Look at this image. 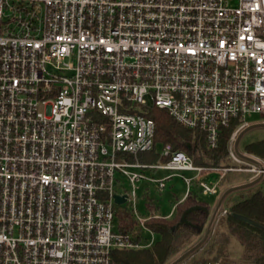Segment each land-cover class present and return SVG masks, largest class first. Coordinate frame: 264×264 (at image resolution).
Returning a JSON list of instances; mask_svg holds the SVG:
<instances>
[{"label": "built area", "instance_id": "1", "mask_svg": "<svg viewBox=\"0 0 264 264\" xmlns=\"http://www.w3.org/2000/svg\"><path fill=\"white\" fill-rule=\"evenodd\" d=\"M151 107L211 147L237 118L228 155L248 160L234 141L249 113L264 118V0H0V264H116L113 250L151 245L146 221L161 215H139L120 177L162 190L172 174L147 170L190 171L186 193H218L228 167L169 144L165 160L139 159L154 148ZM116 194L133 231L117 228Z\"/></svg>", "mask_w": 264, "mask_h": 264}, {"label": "trees", "instance_id": "2", "mask_svg": "<svg viewBox=\"0 0 264 264\" xmlns=\"http://www.w3.org/2000/svg\"><path fill=\"white\" fill-rule=\"evenodd\" d=\"M145 114L155 123L154 148L148 154H139L140 160L147 162L165 160V157L159 155L157 148L169 144L173 150L185 151L197 165L224 167L229 164V140L238 124L237 118L230 119L226 125L220 127L217 144L211 147L203 131L184 127L174 120L166 109L151 107ZM244 150L264 160V136L245 143ZM223 180L237 185L236 181L230 178ZM244 180L247 182L248 178ZM194 187L198 191L196 182ZM195 189L191 187L184 198L177 201L172 216L151 217L146 221L147 227L157 234L156 240L151 245L115 249L112 251L113 261L116 264H168L172 258L188 247L203 233L210 212L208 202L198 198ZM217 194L220 196V191ZM222 203L225 212L219 218L214 230H210L203 243L182 260L199 254L189 264H204L210 260H220L226 264H264V193L261 188L256 184L238 188L228 193ZM152 205L147 199V210H153ZM191 206H200V208L188 212L186 221L182 222L181 214ZM237 214L257 221L263 228L254 227L240 220ZM116 219L119 231L127 233L136 227L135 218L126 208L117 209ZM231 238L236 239L241 245V252L234 258H229L225 251Z\"/></svg>", "mask_w": 264, "mask_h": 264}, {"label": "rangeland", "instance_id": "3", "mask_svg": "<svg viewBox=\"0 0 264 264\" xmlns=\"http://www.w3.org/2000/svg\"><path fill=\"white\" fill-rule=\"evenodd\" d=\"M246 119L248 120L249 125L264 122V118L256 113H249ZM242 129H240L237 132L236 136ZM263 136H264V126H255L243 133L238 143V152L244 154L245 157L248 158V160L236 161L229 157V164L225 166L228 167V169L222 170V172H224V175L218 186L220 195L223 193L225 189L235 185V184H229L225 182L223 179L230 178L231 180H234V182L236 181V184H240L245 182L244 180L245 178H248V181H250L259 175V169L261 168V164H264V160L259 157L257 158L254 155L246 153L244 150V144L253 141L257 138H261ZM159 150L160 147L158 146L157 148L158 153ZM145 154H148V152H145ZM246 168H250V169H246ZM147 173L153 175L154 177H161L170 174L172 175L170 178H168L165 181V187L162 190H159L155 183L148 182L147 180H140L139 182L136 183L135 187H133V185L130 182H128L127 179L121 177L119 178L120 181L117 183L115 188L117 189V191H123V190L131 191L133 188L135 189L136 198H135L134 206L139 215L146 216L150 213L152 215L158 213L161 216H167L170 214L173 206L177 203V201L183 198L186 193V184L184 183L183 179L180 177V173H183L185 176H191L193 173L190 171L179 172L168 169L147 170ZM218 178H219V174L217 172L204 173V175H202L201 177V179L209 183L217 181ZM255 184L259 186L264 193V177H262ZM191 187L193 190L196 188L194 187V183ZM195 191L198 195V198L207 201L210 206L208 220L204 226V231H205L209 219L211 217L212 211L214 210L220 196L219 194H204L201 191H199V189L198 191L195 189ZM147 199L153 204L152 205L154 207L153 210L150 211L147 210L146 208ZM116 207L117 209L121 207V208H126L129 212L132 211L131 202H124L120 205H117ZM223 208H224V203H222L220 210L217 212L215 216V219L211 226V231L214 230L216 223L218 222L219 218L223 215L224 213ZM203 233H201L198 237H196L188 247L192 246V244H195L201 238ZM141 235L142 236L140 242L142 244H148L152 242L153 237L149 231L141 229ZM188 247L183 249L179 254H177L174 258H172L168 264H170L171 261H173L180 254H182ZM225 251L229 258L232 257L234 258L241 252V245L237 242L236 239L231 238L230 243ZM198 255L199 254L190 256L189 258L184 259L178 262L177 264H189L190 261Z\"/></svg>", "mask_w": 264, "mask_h": 264}, {"label": "water", "instance_id": "4", "mask_svg": "<svg viewBox=\"0 0 264 264\" xmlns=\"http://www.w3.org/2000/svg\"><path fill=\"white\" fill-rule=\"evenodd\" d=\"M255 126H264V122H261V123H255V124H251V125H248L246 126L245 128H243L239 133L238 135L236 136L235 138V141H234V149L235 151L238 153V154H241L238 152V143H239V140L241 138V136L243 135V133L245 131H247L248 129L252 128V127H255ZM262 178V175H259L257 176L256 178L250 180V181H247V182H244V183H240V184H237V185H233V186H230L228 187L227 189H225L223 191V193L220 195L218 201H217V204L214 208V210L212 211V214H211V217L209 219V222H208V225L202 235V237L195 243L193 244L191 247H189L188 249H186L182 254H180L178 257H176L173 261H171L170 264H177L178 262H180L186 255H188L189 253H191L193 250H195L197 247H199L203 241L205 240V238L207 237L208 233L210 232L211 230V226L213 224V221L215 219V216L219 210V208L221 207L222 205V202L225 198V196L230 193L231 191L233 190H236L238 188H243V187H247V186H250V185H253L255 183H257L260 179ZM115 198V202L117 204H122L126 201V195H118L116 194L114 196ZM197 208H200V206H191V207H188L187 209H185L183 211V213L181 214V221L184 222L186 221V214L194 209H197ZM240 220L246 222V223H249L250 225L254 226V227H258V228H263V226L258 223L257 221H254L244 215H236Z\"/></svg>", "mask_w": 264, "mask_h": 264}, {"label": "crops", "instance_id": "5", "mask_svg": "<svg viewBox=\"0 0 264 264\" xmlns=\"http://www.w3.org/2000/svg\"><path fill=\"white\" fill-rule=\"evenodd\" d=\"M204 175V174H203ZM184 198V197H183ZM183 198H181V199H183ZM173 209H174V206H173V208H172V210H171V212H170V216H172V213H173Z\"/></svg>", "mask_w": 264, "mask_h": 264}]
</instances>
